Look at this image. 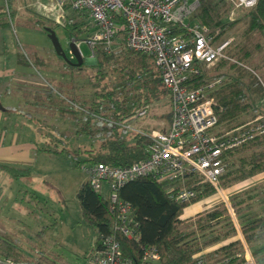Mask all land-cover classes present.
<instances>
[{
	"label": "rangeland",
	"instance_id": "1",
	"mask_svg": "<svg viewBox=\"0 0 264 264\" xmlns=\"http://www.w3.org/2000/svg\"><path fill=\"white\" fill-rule=\"evenodd\" d=\"M12 7L14 13L9 18L5 2L0 0V132L6 125V137L14 130L23 142L21 144L27 146L22 147L25 160L15 168V174L11 172V180H4L0 173V244L5 245L4 241L16 244L28 254L34 247H41L50 256L58 257L59 264H77L96 238L95 228L82 219L75 197L77 187L86 178L87 155L82 147L91 140L75 134L72 119L61 116L58 108L73 109L71 102L77 105L90 98L94 88L90 82L94 73V56L84 41L86 35L82 34L75 38L81 63L76 67L67 65L68 61H75L67 46L72 36L61 23L44 24L54 35L53 45L33 22L40 16L57 20L59 11L49 6V0H12ZM241 13L239 7L231 5L227 19H234ZM244 25L245 21L240 20L221 31L218 39H231L227 53L235 59L231 52L239 46L252 49L251 55L240 60L242 65L234 64L237 67L235 72L221 68L224 64L211 69L207 79L237 77L245 88L247 110L262 112L264 35L253 33L246 38ZM34 54L41 60L35 59ZM47 91L49 97L45 96ZM149 105L147 114L137 119L134 125L148 132L164 129L169 113L167 96ZM57 138L61 142H57ZM48 139H55L51 146L59 151L37 149ZM238 155L236 150L228 153V164L236 162ZM77 162L80 166H76ZM261 171L228 187L220 184V193L213 191L185 206L181 216H188L199 203V210H210L221 201L229 204V195L244 198L249 194V211L264 221V177ZM234 220L238 229L235 215ZM213 228L220 232L225 230L221 223H214Z\"/></svg>",
	"mask_w": 264,
	"mask_h": 264
},
{
	"label": "trees",
	"instance_id": "2",
	"mask_svg": "<svg viewBox=\"0 0 264 264\" xmlns=\"http://www.w3.org/2000/svg\"><path fill=\"white\" fill-rule=\"evenodd\" d=\"M197 1L192 17L205 24L209 32L215 34V38H218L221 31L231 28L240 20L245 21L243 35L246 38L253 33L264 35V0H256L247 8L239 7L242 13L234 19H227L232 5L229 1ZM4 2L7 14L11 18L14 13L12 0H4ZM33 22L43 33H46L44 24L49 26L55 24L50 18L41 16L35 18ZM7 24L8 21L5 22V25ZM61 25L69 36L76 38L82 34L87 35L92 22L83 10L72 11L65 7ZM254 47L257 48V42L254 43ZM117 48L116 51L107 54L101 45L93 47L94 73L90 82L94 88L90 98L85 103L77 104L78 107L73 109L58 108L61 116L72 119L75 134L84 135L91 140L82 147L87 155L85 158L87 163L124 165L143 158L146 154L147 137L128 132L117 122L128 121L134 111L144 106L149 107L152 101L160 97L167 96L168 100L167 89L162 84L153 58L143 51L133 50L124 44ZM251 50L243 45L232 51L231 55L240 61L250 56ZM225 51L227 52V49ZM34 58L41 60L35 54ZM216 63L219 66L226 63L229 66L235 64L226 59H218ZM67 65L71 66L68 63ZM206 80V77L199 76L192 83L199 85ZM212 95L223 107L219 115L239 109L246 99L243 83L237 77L219 86ZM45 96L49 97V91ZM167 116L169 118V113ZM54 140L48 139L37 149L59 151L51 146ZM56 141L61 142L60 138ZM233 150L238 151L239 155L236 157V162L231 161L220 175L219 183L223 187L242 181L264 169V133ZM232 151L229 153L231 154ZM76 166H80L79 162ZM200 186L199 194L183 202L169 199L166 185L155 182L147 176L137 177L120 186L117 195L121 200L130 203L131 217L137 221L136 240L127 238L115 230L116 221L108 212L105 191L96 193L87 181L83 180L75 191V197L82 219L96 230L97 236L93 245L96 244L99 233L112 232L119 243L121 254L130 258L133 264H138L140 244H151L157 248L160 254L159 264H193L200 259L211 264H239L241 258L234 254L241 251L242 244L237 238L219 245L215 251L195 255L204 247L218 243L221 238L233 235L236 231L222 201L210 210H201L192 217H180L185 206L214 191L207 183H200ZM250 197L249 194L244 198L232 194L228 199L245 243L255 262L261 264L264 262V221L260 217L253 216L249 211L250 204L247 199ZM214 223H221V227L224 226L225 230L222 232L215 230ZM4 244L3 246L0 244V254L13 260H27L34 264H59L58 257L50 256L42 249L40 250L43 255H38L36 260H33L14 244L5 241Z\"/></svg>",
	"mask_w": 264,
	"mask_h": 264
},
{
	"label": "built area",
	"instance_id": "3",
	"mask_svg": "<svg viewBox=\"0 0 264 264\" xmlns=\"http://www.w3.org/2000/svg\"><path fill=\"white\" fill-rule=\"evenodd\" d=\"M224 1L247 8L256 0ZM197 4V0H49V6L59 11L57 23H61L65 7L87 14L92 27L84 41L91 53L95 45H101L107 54L121 44L143 51L153 58L167 89L169 118L164 129L148 132L134 125L147 114L148 106L134 111L128 121L117 122L128 132L147 137L143 158L124 165L93 162L84 167L90 188L96 193L106 192L108 212L116 221L115 230L134 240L138 238L137 221L131 217L130 203L117 195L120 186L147 176L166 185L167 196L174 202L191 200L201 192L200 183H207L220 193L219 177L227 167L228 153L264 133V114L257 111L236 125H218L217 110L221 106L212 93L224 83V78L207 79L199 85L192 83L218 59L242 65L225 51L230 38H215L205 24L192 17ZM260 174L264 177V170ZM222 202L236 227L230 204ZM241 241V251L234 254L241 258L239 264H257L249 247ZM139 248L138 264H159L160 254L154 245L140 244ZM38 255L43 252L34 247L27 256L36 260ZM0 264L34 263L0 254ZM78 264L133 262L121 254L114 233L101 232ZM193 264L211 263L200 259Z\"/></svg>",
	"mask_w": 264,
	"mask_h": 264
},
{
	"label": "crops",
	"instance_id": "4",
	"mask_svg": "<svg viewBox=\"0 0 264 264\" xmlns=\"http://www.w3.org/2000/svg\"><path fill=\"white\" fill-rule=\"evenodd\" d=\"M220 66L217 65L216 62H214L212 65H210L206 69V72H205L204 76H206V78H207L208 77V73L210 72L211 69L220 68ZM221 68H224L227 72H231V73L233 71L235 72L236 69H237L235 66L234 67L229 66L228 63H226L225 66L224 67H221ZM236 74H237V72H236ZM224 79H225V82L222 83L220 85V87L222 85H224L225 83L230 82L234 78H231V77L226 76ZM246 104L247 103H246V99H245V103L239 109L234 110V111H231V112L226 113V114H222V115H219V113H221L223 107H222V105L219 104L221 106V108H220V110H217V116L219 118V124L218 125L219 126L229 127V126H232V125H236V124H238V123H240V122H242V121H244V120H246L248 118H251L254 115V113H253V111L249 112L247 110ZM257 112H260V113L264 114V111H262V112L261 111H257ZM5 126L6 125H4L2 127L1 132H0V171H1L0 173L3 175L4 180L10 181L11 178H12L11 177V172H13L15 174V168L21 162H23V160H25V158H23L24 156H22V147H25L27 145L26 144H21L23 142H21L20 139H18V133L16 131H14V130L12 132H10V135L8 137H6L7 136V133L5 131ZM192 204H193V202L189 203L188 205H192ZM199 205H200V203H199ZM199 205L195 209H193L189 213V215L186 216V217H192L195 213L201 211V210L198 209ZM180 217H183V216L180 215ZM235 230H236L235 231V233H236L235 235L226 236L221 241H219L218 243H215V244H212V245H209V246L204 247L199 252L195 253V255L202 254V253H207V252H211V251H215L218 248L219 245L226 244L229 241H232V240H234L236 238L239 239L240 242H241V244H242L241 239H243V238H242V235L240 233V230H239V228L237 229L236 227H235ZM96 236H97V233H96ZM95 240H96V238L94 239V241ZM94 241L90 245V248L93 246ZM15 247L18 248L22 253L28 255L27 251L24 250L23 248L19 247L16 244H15ZM90 248H89V250H90ZM39 249H42V248L40 247ZM42 250L44 252L48 253L45 249H42ZM86 253H84L82 255V258L85 256ZM78 262H77V264H78ZM214 264H218V263H214ZM261 264H264V262H262Z\"/></svg>",
	"mask_w": 264,
	"mask_h": 264
},
{
	"label": "water",
	"instance_id": "5",
	"mask_svg": "<svg viewBox=\"0 0 264 264\" xmlns=\"http://www.w3.org/2000/svg\"><path fill=\"white\" fill-rule=\"evenodd\" d=\"M44 29L46 30V35L50 38V40L52 41V44L54 42V35L53 33L51 32V29L50 27H44ZM54 45V44H53ZM67 46H68V51L72 54L73 58L75 59L74 62H69L71 65H78L81 63V57L79 56V53H78V50H77V47L75 45V42H74V38L73 37H70L69 40H68V43H67ZM63 56V55H62ZM1 104H0V108H1Z\"/></svg>",
	"mask_w": 264,
	"mask_h": 264
},
{
	"label": "flooded vegetation",
	"instance_id": "6",
	"mask_svg": "<svg viewBox=\"0 0 264 264\" xmlns=\"http://www.w3.org/2000/svg\"><path fill=\"white\" fill-rule=\"evenodd\" d=\"M46 34V33H45Z\"/></svg>",
	"mask_w": 264,
	"mask_h": 264
}]
</instances>
